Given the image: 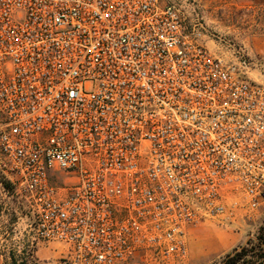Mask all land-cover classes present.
<instances>
[{
  "label": "built area",
  "instance_id": "built-area-1",
  "mask_svg": "<svg viewBox=\"0 0 264 264\" xmlns=\"http://www.w3.org/2000/svg\"><path fill=\"white\" fill-rule=\"evenodd\" d=\"M167 0H0V174L59 264L184 263L264 209V82Z\"/></svg>",
  "mask_w": 264,
  "mask_h": 264
},
{
  "label": "rangeland",
  "instance_id": "rangeland-1",
  "mask_svg": "<svg viewBox=\"0 0 264 264\" xmlns=\"http://www.w3.org/2000/svg\"><path fill=\"white\" fill-rule=\"evenodd\" d=\"M167 1L181 11L190 31L200 33V41L211 52L227 58L237 53L245 55L251 62V77L264 82V0ZM2 182L5 181L0 174V264H59L62 249L58 244L34 242L31 228L34 218L26 201L14 186L5 189ZM263 226L264 209L255 213L253 219L239 215L224 225L213 221L202 223L191 228L189 245L192 239L198 242L195 233L200 229L221 237L222 246L230 245L226 254L217 255L210 263L217 264L235 249L255 240ZM231 238L235 240L230 241ZM41 249L42 255H37ZM48 249L58 253L54 260L45 256ZM126 264L159 263L144 256ZM176 264H194L190 249L188 260Z\"/></svg>",
  "mask_w": 264,
  "mask_h": 264
},
{
  "label": "crops",
  "instance_id": "crops-1",
  "mask_svg": "<svg viewBox=\"0 0 264 264\" xmlns=\"http://www.w3.org/2000/svg\"><path fill=\"white\" fill-rule=\"evenodd\" d=\"M195 234L198 242L192 239L189 245L191 261L194 264H210L217 255H224L229 251L228 247L230 244L222 246L224 240L218 235L217 238V236L211 231H208V229H200ZM232 239L233 238H231L230 241H232ZM233 240H235V238ZM41 251L42 249L37 252V255H42ZM44 254L46 257L54 260L58 253L49 250Z\"/></svg>",
  "mask_w": 264,
  "mask_h": 264
},
{
  "label": "trees",
  "instance_id": "trees-1",
  "mask_svg": "<svg viewBox=\"0 0 264 264\" xmlns=\"http://www.w3.org/2000/svg\"><path fill=\"white\" fill-rule=\"evenodd\" d=\"M2 183L5 189L12 188L10 183ZM217 264H264V226L255 240L235 249Z\"/></svg>",
  "mask_w": 264,
  "mask_h": 264
}]
</instances>
